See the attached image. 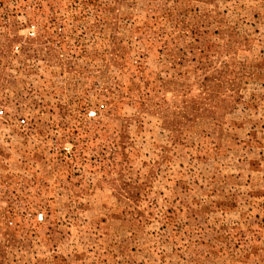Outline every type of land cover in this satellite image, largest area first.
I'll return each instance as SVG.
<instances>
[{
  "label": "rangeland",
  "instance_id": "obj_1",
  "mask_svg": "<svg viewBox=\"0 0 264 264\" xmlns=\"http://www.w3.org/2000/svg\"><path fill=\"white\" fill-rule=\"evenodd\" d=\"M0 110V264H264V0H0Z\"/></svg>",
  "mask_w": 264,
  "mask_h": 264
},
{
  "label": "built area",
  "instance_id": "obj_2",
  "mask_svg": "<svg viewBox=\"0 0 264 264\" xmlns=\"http://www.w3.org/2000/svg\"><path fill=\"white\" fill-rule=\"evenodd\" d=\"M4 115V111L0 110V117H2ZM25 121H22V123H24Z\"/></svg>",
  "mask_w": 264,
  "mask_h": 264
}]
</instances>
